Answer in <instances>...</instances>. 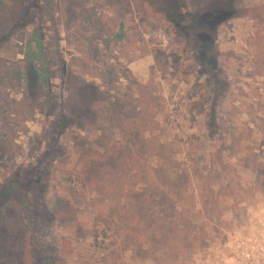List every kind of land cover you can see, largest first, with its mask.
I'll use <instances>...</instances> for the list:
<instances>
[{
  "label": "rangeland",
  "instance_id": "rangeland-1",
  "mask_svg": "<svg viewBox=\"0 0 264 264\" xmlns=\"http://www.w3.org/2000/svg\"><path fill=\"white\" fill-rule=\"evenodd\" d=\"M252 221L264 0H0V264H207Z\"/></svg>",
  "mask_w": 264,
  "mask_h": 264
},
{
  "label": "built area",
  "instance_id": "built-area-1",
  "mask_svg": "<svg viewBox=\"0 0 264 264\" xmlns=\"http://www.w3.org/2000/svg\"><path fill=\"white\" fill-rule=\"evenodd\" d=\"M220 255L207 264H264V221L239 225Z\"/></svg>",
  "mask_w": 264,
  "mask_h": 264
},
{
  "label": "trees",
  "instance_id": "trees-1",
  "mask_svg": "<svg viewBox=\"0 0 264 264\" xmlns=\"http://www.w3.org/2000/svg\"><path fill=\"white\" fill-rule=\"evenodd\" d=\"M206 43H207V42H205V44H203V45L201 46V48H200V58H201V56H202V58H203V56L206 54V51L209 49V45L206 44ZM69 124H70V123H69L68 121H64L62 128H65V127L68 126Z\"/></svg>",
  "mask_w": 264,
  "mask_h": 264
}]
</instances>
